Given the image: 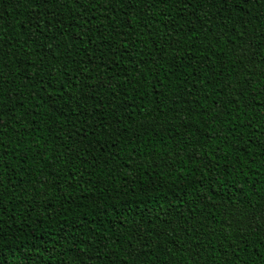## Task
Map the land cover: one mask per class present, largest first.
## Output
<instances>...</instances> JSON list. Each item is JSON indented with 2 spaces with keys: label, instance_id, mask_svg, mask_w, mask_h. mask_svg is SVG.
<instances>
[{
  "label": "trees",
  "instance_id": "trees-1",
  "mask_svg": "<svg viewBox=\"0 0 264 264\" xmlns=\"http://www.w3.org/2000/svg\"><path fill=\"white\" fill-rule=\"evenodd\" d=\"M0 264H264V0H0Z\"/></svg>",
  "mask_w": 264,
  "mask_h": 264
}]
</instances>
